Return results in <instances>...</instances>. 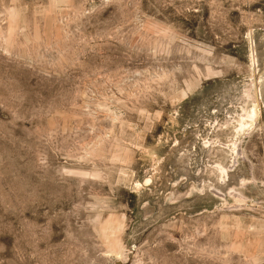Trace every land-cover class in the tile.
<instances>
[{
  "label": "rangeland",
  "instance_id": "1",
  "mask_svg": "<svg viewBox=\"0 0 264 264\" xmlns=\"http://www.w3.org/2000/svg\"><path fill=\"white\" fill-rule=\"evenodd\" d=\"M0 264H264V0H0Z\"/></svg>",
  "mask_w": 264,
  "mask_h": 264
},
{
  "label": "bare ground",
  "instance_id": "2",
  "mask_svg": "<svg viewBox=\"0 0 264 264\" xmlns=\"http://www.w3.org/2000/svg\"><path fill=\"white\" fill-rule=\"evenodd\" d=\"M257 79V78H256ZM258 89V88H257ZM260 94V93H259ZM247 98H248V100H249V102L251 103V97H250V94H248L247 95ZM260 101V100H259ZM261 102V101H260ZM252 109H253V107L251 106V108H250V113L251 114H253L254 112L252 111ZM259 110H262V108H261V105L259 104ZM258 110V111H259ZM258 113V112H257ZM244 127H246V125H244V124H242L241 123V130L244 128ZM240 153V152H239ZM221 169V168H220ZM241 197V196H240Z\"/></svg>",
  "mask_w": 264,
  "mask_h": 264
}]
</instances>
